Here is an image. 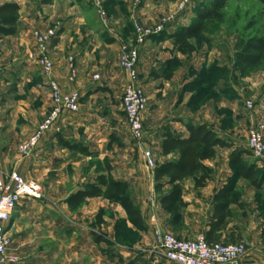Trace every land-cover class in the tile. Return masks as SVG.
<instances>
[{
	"label": "crops",
	"instance_id": "0c3cea01",
	"mask_svg": "<svg viewBox=\"0 0 264 264\" xmlns=\"http://www.w3.org/2000/svg\"><path fill=\"white\" fill-rule=\"evenodd\" d=\"M12 2L21 7L17 25L19 29L15 36L2 37L0 42L14 44L7 50L9 53L7 55L13 60L11 69L21 82L16 84L0 82V130L9 128L12 135L15 133L16 140L23 143L40 123L41 94L48 96L46 101L43 99L45 102L43 110L45 113L51 111L50 87L37 67L38 58L33 33L37 30L56 29L58 35L49 44V57L54 64L53 79L63 93H69L72 90L80 93L81 115L71 121L65 118L61 123L62 126L59 125L65 134L63 138L56 136V130L45 136L31 158L32 166L38 170L45 168L48 174L63 171L70 164L75 167V170L80 165L87 168L86 163H83L84 159L92 158L79 155L80 158L83 157V161L73 162L67 159L71 151L62 146L60 139L83 144L91 153L97 154L100 160L105 158L109 160L116 179L132 185L134 197L141 207L146 224L141 244L130 249L116 242L111 246L110 251H105L107 244L97 242L95 236L102 237V235L96 228H89L83 223L86 219H94L101 209L109 205V202L92 199L77 212H71L65 204V200L71 194L96 178V171L84 172L82 169L72 174L73 177L70 180L72 185L69 189L66 187L69 181L66 179L56 181L55 177H52L49 181L53 188L46 197H64L62 206H64L63 213L67 224H57L58 206L52 199H48L46 204L23 199L17 205L10 221L5 224V229L12 241L9 252L17 256L19 260L16 264H172L164 258H158L154 252L150 253L148 250L152 246L153 232L156 228L164 232L173 231L174 225L168 217L170 215L162 210L159 203V197L167 194L170 189H163L159 193L155 191L154 174L145 165L142 149L137 163H134L130 158L134 150L129 147L122 149L124 159L117 161L113 157L119 152L118 149H113L109 155L102 145H95L98 142H104L96 129L100 126L99 122L92 123V120H95L93 119L95 112L92 108L96 105L95 99L99 95L112 91H114L113 96L117 97L119 87H123L126 81L127 76L119 68V56L125 44L123 36L111 30L107 36H103L100 31L92 32L88 27L86 16L82 15L76 2L72 3L74 2L72 0H67L68 3L61 0L46 2L0 0V7ZM63 5L69 6L67 14H63ZM141 11L148 17L142 19L145 24H149L154 18L153 15L156 14L151 7H142ZM167 47H169L168 42H159L157 38H152L141 48L138 70L140 74L145 75V80L150 87L164 80L165 66L174 57ZM71 58L74 59L77 74H79L75 83L70 82L69 60ZM95 75L100 76L98 84L103 88L102 90L92 87V79ZM187 83V78L184 81L177 76L169 78L164 84L165 88L156 91L161 95L156 100L150 98L144 119L146 133L144 145L152 150L158 163L175 158L162 156L161 144L166 127L186 137L188 124L207 125L219 131L224 139L233 144V141L229 139L230 136L221 129L222 119L217 111L221 107L231 109L226 106L223 96L222 100L217 101L211 116L206 113H197V110L189 105L192 93H186L183 90ZM11 91L12 93L8 94ZM85 102L89 107L83 105ZM107 103L108 101L104 99L102 105L106 106ZM5 108H11V112L5 113ZM8 122L11 124L9 127L3 124ZM17 123H20L19 127ZM11 143L12 140L10 141L8 135L0 134V168L4 173L17 171L23 176L22 161L13 159L8 163L5 160L12 152L9 148ZM15 143L13 142L12 145ZM56 143L57 145L53 147ZM233 145L238 147L235 143ZM58 151L65 156L62 163L57 164L54 158ZM66 151L70 153L66 154ZM231 151L232 149H218L216 158L204 163L208 176L204 186L197 187L195 178L182 182L183 201L187 207L182 210L181 216L184 218L185 225L191 227L192 233L206 235L214 215L215 197L225 186H233L234 193L240 198L242 208L236 206L232 208L234 216L229 220L227 229L218 234L217 242L245 245L247 255L241 264H264V201L259 200L257 195L264 191L255 190L248 181L235 175L229 162ZM62 184L66 187L65 192H59L61 190L57 189ZM119 212L121 213V209ZM176 233L184 238L188 232ZM144 247L147 248L143 250ZM140 248L145 251L143 258L135 253V250Z\"/></svg>",
	"mask_w": 264,
	"mask_h": 264
},
{
	"label": "rangeland",
	"instance_id": "374dc122",
	"mask_svg": "<svg viewBox=\"0 0 264 264\" xmlns=\"http://www.w3.org/2000/svg\"><path fill=\"white\" fill-rule=\"evenodd\" d=\"M29 1H34V0H29ZM36 1L46 2L47 0H36ZM62 1L68 3L67 0H61V2ZM214 1L215 0H101V4L99 7L94 6L92 3L86 1L80 5L75 2L72 3H75L80 8L82 15L86 16L89 23L88 27L92 32L100 31L101 33H103V36H107L110 32L109 30H111L113 31V33L115 32L116 34L118 35L121 34L123 36L125 40L124 46L126 45L129 47H133L136 45V35L133 30L134 24H138L144 30H150V29H155L158 25L161 24V22L164 19L173 17L174 23L170 25L167 29L168 31L167 33L170 34L172 31L175 30V28L179 26L186 27L191 25L194 22L195 20L194 18L196 16V13L199 11V9L202 6L209 5ZM182 4H186V9L185 11L180 12V7ZM142 7H151L156 12V14L153 15L154 18L150 20L149 24H145L142 22V19L148 18L146 13L144 14L142 13L141 11ZM68 8H69L68 5H63V14H67ZM225 15H226L225 24L216 27L210 32V34L206 35L207 40L191 41L194 47V52L192 54L183 55L179 53L172 41H165V40L159 41V42H168L169 47L167 48L168 50L170 49V51L174 54V57L169 64L170 69L167 71L168 75L166 74L164 80H161L152 87H150L148 85V82L145 80V75L140 74L137 68L138 74L140 76L139 84L142 86V89L145 91L146 95L148 96L150 103V98L156 100V98L161 95V94H157L156 91L159 90L160 88L162 89L165 88L164 84L167 80H169V78L171 79L174 76H177L182 81H184V79L187 78L188 83L183 87V90L186 91L188 90V87L191 85V83L203 79L205 83L204 92H203L204 94H202V99H201L203 103L199 105V107H195L194 109L197 110L196 111L197 113L198 112L206 113L210 116L215 109L214 107H216L217 101L222 100L221 99L222 95H220L221 93L220 91H226L227 92L226 95H224L222 98L224 99L223 101L226 102V106L230 107L231 109L221 107L219 110H217L222 119L221 129L225 134H227V136H230L229 139L233 141V144L235 143L238 147L240 146L242 149L246 150L250 154L245 158L246 163L256 164V160L252 157V154L248 149V133L249 130L252 128H262L264 131V72L258 73L248 78H242L239 72H237L236 69L234 68V61H235L234 55L237 51V40L239 37L241 39H245L249 35H254V34L264 36V5L259 0H230L228 7L225 10ZM251 25H254V27L250 29ZM45 31L47 30H43V32ZM0 39H2V36H0ZM12 45L14 44H12L11 42H4V43L0 42V82H3L5 84L6 83L16 84L17 82H21V79L17 76L15 72H13V69H11V66H13L12 65L13 60L9 57V55H7L9 54L7 50L12 48ZM73 63H74V59H73ZM216 65L226 69L225 72L224 73L221 72L217 75L212 72H209V70L212 67H215ZM75 72L77 74L76 67H75ZM70 73H71L70 74V78H71L72 76L71 62H70ZM196 74L198 75L196 76ZM78 75L79 74L76 75V79L74 82L71 81L70 82L75 83L77 81ZM204 75L207 76L203 78ZM94 77L92 79L93 80L92 87L102 90L103 88H101L100 84H98L99 81L96 82ZM217 79L220 80L221 86L217 88V91H219L220 93L212 94V89L210 88V86ZM126 82L127 79L125 81L124 86L119 87L117 91L118 93L117 97H115L116 95L113 96L114 91H112L111 93L106 92L103 95H99V97L95 99L96 105L92 107L93 112H95L93 118L95 120H92V123L95 124L96 122H99L100 126L96 129L99 134V137H101L102 140H104V142H98L95 145H99V144L102 145L103 149H105L109 153V155H111L113 149H118L117 151L119 152L115 154L113 157L117 161H122L124 159V155L122 154L121 151L123 148L129 147L132 150H134L133 152L134 154H132L130 158L133 160L134 163H137L140 156L141 148L138 145V143H136L131 139L128 123L126 120V115L124 113V109L122 105V99L125 91ZM74 91L76 90H72L69 93H63V92L62 93L67 95L73 93ZM198 91L199 89L195 90V93H198ZM11 93L12 91L8 92V94ZM107 96H109L110 98H108ZM47 97H48L47 95L41 94V98L39 100L40 110H41L40 123H42L50 113V112L45 113V111L43 110V103H45L43 102V99L44 101H46ZM49 97L52 102L51 90ZM104 99L105 101H108L106 106L102 105ZM83 105L89 107L87 106V102H85ZM7 112L10 113L11 108H5V113ZM80 115H81V109L76 114L66 115L65 118L71 121L76 116H80ZM3 124L8 125V127L9 125H11L10 122ZM19 125L20 123H17L18 127ZM0 131H2L0 132V134L8 135L10 141L12 140V143L16 142L14 145H12V143L10 144L9 148L12 149V152L10 153V155H7V158H5V160L8 163L11 162L13 159L23 162L22 168L24 169V173H23L24 178L27 181H34L39 183L43 188L44 199L38 202H45L46 204L48 202V199L49 200L52 199L53 201H55L56 206H58L57 207L58 211L56 213L57 224L59 225H63V223L67 224V221L63 213L64 206H62L63 204L62 199L64 197H46L47 193L51 192L53 188L50 185L51 184V182L49 181L50 178L55 177L56 181H60V180L62 181L66 179L67 181H69L67 182L66 185L67 189H69L70 186L72 185L70 181L73 177L72 174H75L76 172H79L82 169L84 170V172L96 171V168L100 167L101 160L99 158H92L90 160L84 159L85 161L83 163H86L87 168H84L80 165L78 169L76 168L75 170V167L70 164V166H67L66 169L63 171L60 170V171H56L54 174H48L49 172L47 171V169L41 168L40 170H38L32 166L33 161H31V158L32 156L35 155L34 154L36 153L35 151L27 158L21 155L20 145L22 142L19 143L16 140L15 133H13L12 135L11 131H9V128L7 127L4 129V131L3 130ZM64 135L65 134L63 133L62 128H60V132L58 133L56 132V136L59 138H63ZM27 139H25L24 141H26ZM70 142L75 143L73 140H70ZM56 145L57 143L54 144L53 147ZM58 152L59 153H56L54 158L57 164L62 163L65 156V154L60 153L61 151ZM67 153L70 152L66 151V154ZM69 155L70 156L67 159H71L73 162L83 161L82 159L83 157L80 158L81 156H79L78 153L71 152ZM155 161H156V157H155ZM202 171L205 172L206 174L207 168L204 166ZM66 187L62 184L58 186L57 189L58 191L61 190L59 192H65ZM257 195L259 197L258 199L263 202L264 192L257 193ZM119 209H121L122 214L119 212ZM122 209L123 208H121L118 205L109 203L108 206H105L103 209H101L104 211V216H103V220L105 222L104 225L101 226L97 225L96 217L91 220L86 219L83 223L89 228L90 227L96 228L98 233H100L102 237H105V239L108 240V243H105L107 244V250L105 251H110L111 246H113V244L116 242H118L122 246L132 249L133 246L137 244H141L143 240L144 232L137 231L130 224V222L127 221V216L125 212H122ZM179 212L181 213L182 210H180ZM168 217H169V221L172 222L174 216L170 215ZM121 220L124 221L123 224H120L119 226L118 224L119 221ZM176 232L178 233L188 232V233L185 234L187 236L181 238V236H179ZM165 233L172 234L176 238L181 239V241L194 240L200 236H205L199 233H192L191 227L185 225L183 217L179 225L173 226V231H167ZM147 247H144L143 250H145ZM143 250L140 248L138 250H135V253L139 257L143 258L145 255V251ZM148 250H150V253L154 252V255L158 256V258H164L162 254L158 252L159 250L156 247L154 241H152V246H150Z\"/></svg>",
	"mask_w": 264,
	"mask_h": 264
},
{
	"label": "trees",
	"instance_id": "16d2710c",
	"mask_svg": "<svg viewBox=\"0 0 264 264\" xmlns=\"http://www.w3.org/2000/svg\"><path fill=\"white\" fill-rule=\"evenodd\" d=\"M77 4H82L87 0H72ZM230 0H215L209 5L202 6L196 13L194 22L189 26H179L170 34L164 32L161 36L155 37L159 41H172L175 48L183 55L194 52L192 40H207L206 35L216 27L225 24V10ZM264 5V0H259ZM21 7L15 3L4 4L0 7V36H15L18 31L19 12ZM254 25L250 26V29ZM234 68L242 78H248L258 73L264 72V36L249 35L245 39L240 37L237 40V51L234 55ZM172 61V60H171ZM165 66L164 74L170 69V62ZM226 69L215 66L209 72L214 74L224 73ZM168 75V74H167ZM198 74H196L197 76ZM207 76L204 75L203 78ZM222 79V78H221ZM220 80L214 81L210 88L213 93L226 95V91H217ZM204 80L191 83L185 92L192 93L190 107H199L204 94ZM199 89L198 93L195 90ZM195 110V109H194ZM188 136L183 137L173 132L169 127L164 129L161 151L163 157L174 156L171 161L164 163L156 162L154 174L155 191L162 192L169 188L170 191L159 197V203L165 213L174 216L172 225L177 226L182 219L180 210L187 207L183 201L182 182L189 178L196 179V186L201 187L207 183L208 176L202 169L206 161L216 158L218 149H232L229 156L230 166L234 169L235 175L243 178L257 191H264V169L257 164H248L245 158L250 155L246 150L229 143L224 139L219 131L207 125L188 124L186 126ZM63 147L81 156L98 158V155L91 153L83 144L73 143L60 139ZM113 167L107 158L100 161V167L96 168V178L84 185L80 190L71 194L65 204L71 212H77L92 199H102L111 204L123 208L127 216V221L139 232H145V222L141 207L134 197L131 185L121 179H116L113 175ZM203 173V174H201ZM201 174V175H200ZM200 175V176H199ZM215 210L210 222L206 239L209 243L217 242L219 233L227 229L228 222L233 218L232 208L234 206L242 208L240 198L234 193L233 186H225L214 199ZM104 211H99L96 216L97 225H104ZM124 220L119 221L123 224ZM118 230V227H117ZM96 236L97 242L108 243L105 237ZM118 243V242H117Z\"/></svg>",
	"mask_w": 264,
	"mask_h": 264
},
{
	"label": "built area",
	"instance_id": "2783aa9c",
	"mask_svg": "<svg viewBox=\"0 0 264 264\" xmlns=\"http://www.w3.org/2000/svg\"><path fill=\"white\" fill-rule=\"evenodd\" d=\"M99 7L101 0H87ZM186 4H182L180 12L185 11ZM174 23V18L164 19L155 29L144 30L138 24H134L136 45L123 46L119 59V67L127 76L122 105L129 127L131 139L138 143L143 150V156L147 169L154 171L156 166L155 156L152 150L144 145L145 140V113L149 106V99L142 86L139 84L138 64L140 50L145 43L154 37L161 36L168 27ZM56 29L45 32L37 30L33 33L35 49L37 52V67L47 79L51 88L52 109L45 120L40 123L31 136L21 143L20 152L25 158L37 150L48 133L60 132L59 125L67 114H76L80 110V93L74 91L63 94L57 82L53 79L54 64L49 57V44L57 37ZM71 62V82L76 79L75 64ZM95 81L100 76L94 77ZM251 106V105H250ZM262 128H252L248 133V149L256 160L259 168L264 169V133ZM42 186L34 181H27L17 171L4 173L0 168V264H16L18 257L9 252L12 243L5 229L19 203L23 199L42 201L44 199ZM153 241L158 252L172 264H241L247 255L246 246L243 244H224L221 242L209 243L205 236L194 240H182L174 235L165 233L156 228L153 232ZM154 251V250H153Z\"/></svg>",
	"mask_w": 264,
	"mask_h": 264
}]
</instances>
